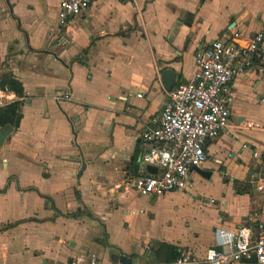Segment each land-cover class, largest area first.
<instances>
[{
  "label": "crops",
  "instance_id": "obj_1",
  "mask_svg": "<svg viewBox=\"0 0 264 264\" xmlns=\"http://www.w3.org/2000/svg\"><path fill=\"white\" fill-rule=\"evenodd\" d=\"M59 2L0 0V75L22 86L19 122L0 147V264L163 263L166 246L203 257L218 247L216 228L264 222L252 183L264 174L253 156L264 157V42L256 67L232 83L230 127L206 145L210 177L192 173L200 183L218 175L228 197L194 201L192 178L158 198L124 187L142 172L137 135L166 100L161 72L173 71L174 86L222 32L264 34V0H93L61 27L65 42Z\"/></svg>",
  "mask_w": 264,
  "mask_h": 264
},
{
  "label": "built area",
  "instance_id": "obj_2",
  "mask_svg": "<svg viewBox=\"0 0 264 264\" xmlns=\"http://www.w3.org/2000/svg\"><path fill=\"white\" fill-rule=\"evenodd\" d=\"M92 1L60 0L58 39L65 42L59 35L61 27L81 15ZM263 42L264 34L260 31L247 37L236 31H224L196 50L193 76L167 90L161 112L152 116L139 131L142 172L126 177L124 187L133 189L139 196L152 198L187 189L192 173L207 160L206 145L230 127L232 83L256 67ZM12 93L7 87H0V107L14 101ZM69 98L67 90L58 97ZM258 127L264 129V125ZM253 156L261 158L264 167V157L256 151ZM147 166L155 167L156 171H147ZM252 183L257 191L264 192V174ZM214 234L218 247L207 249L203 257L181 253L172 261L152 264H264V222L243 224L233 231L216 228ZM253 255L255 261H245ZM64 264L100 263L89 255Z\"/></svg>",
  "mask_w": 264,
  "mask_h": 264
},
{
  "label": "rangeland",
  "instance_id": "obj_3",
  "mask_svg": "<svg viewBox=\"0 0 264 264\" xmlns=\"http://www.w3.org/2000/svg\"><path fill=\"white\" fill-rule=\"evenodd\" d=\"M57 12V11H56ZM238 41V40H237ZM244 44V42H243ZM242 44V45H243ZM214 157L215 156H210L207 159V162L212 164L214 161ZM193 183H194V201L196 202H201L204 203V205H206V203H213L215 200L219 201L221 197H228V193L230 191V184L223 182L218 175H214L213 177H211L210 179H205L203 180V182L200 183V180H198V178L196 177L195 174H193L191 176ZM191 196V195H189ZM211 199H213V201H211ZM177 200V199H176ZM173 203V205H175L176 207H178L179 209L182 206H187L190 201L185 202V200H181V201H176ZM161 220V219H160ZM164 223L160 222V230H162L164 228V226H162Z\"/></svg>",
  "mask_w": 264,
  "mask_h": 264
},
{
  "label": "trees",
  "instance_id": "obj_4",
  "mask_svg": "<svg viewBox=\"0 0 264 264\" xmlns=\"http://www.w3.org/2000/svg\"><path fill=\"white\" fill-rule=\"evenodd\" d=\"M0 87H7L9 90L16 93L18 96L22 95V86L19 81H17L12 74L4 73L0 75ZM21 102L14 101L7 105L0 107V126L11 125L16 126L19 122V107ZM239 182L234 181V186L236 187V192H241L239 187ZM167 259L166 262L174 260L180 253L175 252L173 247L166 246Z\"/></svg>",
  "mask_w": 264,
  "mask_h": 264
},
{
  "label": "water",
  "instance_id": "obj_5",
  "mask_svg": "<svg viewBox=\"0 0 264 264\" xmlns=\"http://www.w3.org/2000/svg\"><path fill=\"white\" fill-rule=\"evenodd\" d=\"M237 42L239 44H243L242 41H239L238 40ZM173 76H174V73L170 69H164L161 72V79H162V81H163V83L165 85V88L167 90H170L171 87H172ZM11 132H12V127L10 125H5V126L0 127V147L3 145L5 139L8 137V135ZM84 167H85V165H84V163H82L81 169L78 172L77 177H79L80 172H81V170L84 169ZM136 168H137V165L135 164L134 165V171L136 170ZM146 169H147V171H149L151 173H154L156 171V168L155 167H152V166H147ZM195 171L198 172V173H200L203 177H206V178H209L210 177V172L207 171V170H204V169H201V168H196ZM245 261H251V262H253V261H255V256L253 255L250 260H245ZM120 262L123 263V264H130V260L127 259L124 255H122L120 257Z\"/></svg>",
  "mask_w": 264,
  "mask_h": 264
}]
</instances>
